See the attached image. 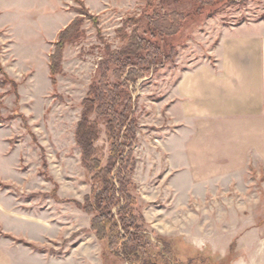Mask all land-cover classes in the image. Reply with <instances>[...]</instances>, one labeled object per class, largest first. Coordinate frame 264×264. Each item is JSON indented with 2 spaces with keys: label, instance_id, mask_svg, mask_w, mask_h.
Segmentation results:
<instances>
[{
  "label": "rangeland",
  "instance_id": "374dc122",
  "mask_svg": "<svg viewBox=\"0 0 264 264\" xmlns=\"http://www.w3.org/2000/svg\"><path fill=\"white\" fill-rule=\"evenodd\" d=\"M217 3L199 14L192 0H151L150 8L147 0H0V264H124L89 231L92 215L66 202L82 204L96 188L74 141L81 103L105 69L114 82L109 54L133 31L142 35L153 10L189 18L166 41L176 48L172 60L136 69L133 82L129 69L119 75L135 126L133 213L152 248L163 238L178 263L264 264V130H217L213 152L188 151L194 138L202 151L211 149L215 121L186 129L166 103L183 72L213 61L223 31L264 21V0ZM79 18L83 35L64 47L53 89L48 57L58 33ZM90 119L98 123L95 147L106 164L105 119Z\"/></svg>",
  "mask_w": 264,
  "mask_h": 264
},
{
  "label": "trees",
  "instance_id": "16d2710c",
  "mask_svg": "<svg viewBox=\"0 0 264 264\" xmlns=\"http://www.w3.org/2000/svg\"><path fill=\"white\" fill-rule=\"evenodd\" d=\"M196 13L205 6L237 5L246 0H192ZM147 0L146 8H150ZM218 4V3H217ZM152 11V20L147 21L142 35L132 32L125 37L126 43L121 49L109 54L107 63L113 66L112 77L108 79V68L101 73L99 80L88 89L81 103V115L75 132L74 141L80 153V165L96 185L83 203L67 201L84 213L91 214L89 231L105 244V253L124 264H182L171 257L170 244L163 238L155 239L152 248L150 236L144 230L140 217L133 213V199L129 193L133 172L132 147L134 142V121L129 120V106L126 102L128 93L120 76L129 69L127 80L138 78L136 69L142 72L157 67L161 59L172 60L177 52L174 45L166 41L176 38L181 33L188 15L164 11ZM84 17L93 19L86 10H81ZM82 20L75 19L58 33L52 52L48 57L49 80L52 88L56 87V77L62 73V51L65 46L78 41L82 35ZM161 45H164L162 48ZM140 67V68H138ZM0 75L5 77L0 67ZM15 94L17 84L10 81ZM0 82V87H2ZM95 114L105 119L107 135L110 140L109 157L102 164L97 156L95 144L99 136L98 123L90 119ZM125 129L124 131H122ZM47 166L44 165V169ZM188 264V263H187Z\"/></svg>",
  "mask_w": 264,
  "mask_h": 264
},
{
  "label": "crops",
  "instance_id": "0c3cea01",
  "mask_svg": "<svg viewBox=\"0 0 264 264\" xmlns=\"http://www.w3.org/2000/svg\"><path fill=\"white\" fill-rule=\"evenodd\" d=\"M212 56L183 72L166 99L181 116L175 123L186 129H203L205 118L215 121L211 149L202 151L203 141L195 138L188 142V151L194 147L197 153L215 150L217 130H252L253 124L264 130V21L223 31Z\"/></svg>",
  "mask_w": 264,
  "mask_h": 264
}]
</instances>
